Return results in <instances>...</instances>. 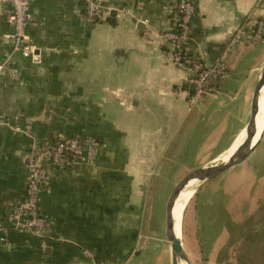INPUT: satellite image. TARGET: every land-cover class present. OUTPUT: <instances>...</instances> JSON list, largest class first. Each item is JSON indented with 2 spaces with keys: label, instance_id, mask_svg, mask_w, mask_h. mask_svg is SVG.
<instances>
[{
  "label": "crops",
  "instance_id": "obj_1",
  "mask_svg": "<svg viewBox=\"0 0 264 264\" xmlns=\"http://www.w3.org/2000/svg\"><path fill=\"white\" fill-rule=\"evenodd\" d=\"M194 1L184 48L228 67L215 93L196 106L183 89L186 73L166 56L172 44L161 37L176 20L178 0H107L111 19L96 22L86 19L79 0H32L27 35L38 55L16 56L18 78L1 77L0 117L30 123L39 141L83 134L99 146L89 164L58 169L42 159L48 177L39 207L49 218L48 234L10 230L0 239V264H138L148 235L138 155L185 154L198 137L201 152L217 147L202 166L246 134V106L264 54L255 66L245 61L251 46L262 50L264 38L224 52L240 25L264 21V0ZM11 32L0 10V60ZM134 101L139 118L129 126L121 108L132 109ZM30 145L27 135L0 123V219L25 197Z\"/></svg>",
  "mask_w": 264,
  "mask_h": 264
},
{
  "label": "rangeland",
  "instance_id": "obj_2",
  "mask_svg": "<svg viewBox=\"0 0 264 264\" xmlns=\"http://www.w3.org/2000/svg\"><path fill=\"white\" fill-rule=\"evenodd\" d=\"M261 46L260 52L250 47L247 66L259 63L264 54ZM250 103L251 99L246 106L248 118ZM121 113L131 126L139 118V102L134 101L132 109L122 107ZM197 138L185 154L138 155L141 215L143 229L148 230V235L142 234L144 243H139L138 264H172L165 235L166 201L181 179L217 150L212 146L201 152ZM181 242L191 264H264V138L243 164L196 189L184 210Z\"/></svg>",
  "mask_w": 264,
  "mask_h": 264
},
{
  "label": "built area",
  "instance_id": "obj_3",
  "mask_svg": "<svg viewBox=\"0 0 264 264\" xmlns=\"http://www.w3.org/2000/svg\"><path fill=\"white\" fill-rule=\"evenodd\" d=\"M85 17L91 22L105 20L111 12L107 0H79ZM32 0H0V10L12 26L8 35L10 49L0 60V79L6 75L10 79L18 78L15 67L16 56L33 58L36 56L35 46L30 43L27 28L33 20ZM176 20L172 27L161 34V37L172 44L166 53L169 62L186 73L185 87L187 98L192 105H199L208 95L214 94L219 82L228 76V67L223 59L206 63L195 58L184 48L189 29L196 12L194 0H178ZM264 38V21L259 20L250 28L240 25L225 48V54L235 50L241 41H260ZM0 123L11 126L13 131L22 132L31 139L29 151L25 156L28 172L26 193L17 208L5 219H0V239L4 240L10 230H20L44 237L49 231V218L41 212L39 199L47 177L48 168L42 164L46 159L54 168L65 169L77 164H89L97 153L99 146L96 138L75 134L69 138L57 137L50 142L37 140L31 130L30 123L24 127L12 124L9 117L2 115Z\"/></svg>",
  "mask_w": 264,
  "mask_h": 264
},
{
  "label": "water",
  "instance_id": "obj_4",
  "mask_svg": "<svg viewBox=\"0 0 264 264\" xmlns=\"http://www.w3.org/2000/svg\"><path fill=\"white\" fill-rule=\"evenodd\" d=\"M112 12V11H111ZM110 12V13H111ZM138 25V24H137ZM35 54L38 55V51H35ZM264 78V60L261 62L256 71V83L252 92L251 103H250V114L248 122L245 126L247 132L246 136L241 143V145L234 151L231 158L227 161H217L213 164L209 162L200 166L197 169L190 171L181 181L173 188L170 193L166 205H165V235L166 239L170 242V252L172 264H179V261H184L185 264H191V261L185 252L181 238L178 237L174 230L175 221L173 219L172 209L175 203V200L179 196L183 188L188 184L190 180L196 179L199 181V186L218 176L227 173L237 165L244 162L247 157L252 153L256 148L259 141L264 135V127L261 135L257 141L253 142V138L256 134V115L258 113V98L260 95V90L262 87ZM198 186V187H199ZM197 187V188H198ZM196 188V189H197Z\"/></svg>",
  "mask_w": 264,
  "mask_h": 264
},
{
  "label": "bare ground",
  "instance_id": "obj_5",
  "mask_svg": "<svg viewBox=\"0 0 264 264\" xmlns=\"http://www.w3.org/2000/svg\"><path fill=\"white\" fill-rule=\"evenodd\" d=\"M259 98H261V99L259 100ZM259 98H258V110H259V104L262 105V109L260 108L261 111H258V113L256 115V129H257V131H256V134L253 138V142L257 141V139L261 135L263 127H264V78H263V83H262V87L260 90ZM245 130H246V128H245ZM246 132H247V130H246ZM242 142L243 141L240 142L239 138H237L236 141L233 142V143H235V145L232 144L233 146L228 152L226 151L224 154L220 155L218 158L210 161L209 163L213 164L217 161H223V162L227 161L229 158H231L234 151L241 145ZM198 186H199L198 180H196V179L190 180L188 182V184L185 186V188L182 189L179 196L175 200V203H174V206L172 209L173 219L175 221L174 230H175L176 235L180 238H181V225H182V221H183L184 210H185L190 198L193 196V194L196 191V188ZM179 264H185V262L179 261Z\"/></svg>",
  "mask_w": 264,
  "mask_h": 264
},
{
  "label": "trees",
  "instance_id": "obj_6",
  "mask_svg": "<svg viewBox=\"0 0 264 264\" xmlns=\"http://www.w3.org/2000/svg\"><path fill=\"white\" fill-rule=\"evenodd\" d=\"M107 19H111V17H110V15L107 17ZM81 135H83V134H81ZM89 136V135H88ZM92 137V136H91ZM97 140V139H96ZM99 143V142H98ZM42 212V211H41ZM43 213V212H42Z\"/></svg>",
  "mask_w": 264,
  "mask_h": 264
}]
</instances>
